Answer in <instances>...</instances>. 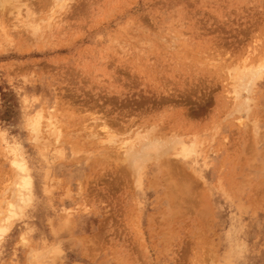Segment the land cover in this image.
Returning <instances> with one entry per match:
<instances>
[{"label": "rangeland", "instance_id": "374dc122", "mask_svg": "<svg viewBox=\"0 0 264 264\" xmlns=\"http://www.w3.org/2000/svg\"><path fill=\"white\" fill-rule=\"evenodd\" d=\"M16 159L0 264H264V0H0V221Z\"/></svg>", "mask_w": 264, "mask_h": 264}, {"label": "bare ground", "instance_id": "6f19581e", "mask_svg": "<svg viewBox=\"0 0 264 264\" xmlns=\"http://www.w3.org/2000/svg\"><path fill=\"white\" fill-rule=\"evenodd\" d=\"M68 1L69 0H55L56 5H59L61 8L66 6ZM250 74L254 79L258 76V74H260V71H259V69L253 70L252 72H250ZM245 78H246V76H245ZM247 85H248V83L246 81H243V82H241L240 87L243 90L244 88L247 87ZM42 119H43L42 116L37 112L33 116L31 131L34 134V136L38 135L40 130H41ZM45 127L48 129V132L50 135L55 133V131L53 129L54 125L52 124V122L50 120L47 121V123L45 124ZM136 135H137V133H136ZM139 137L146 138L140 142L139 149H137L138 147L132 148V146H131V149L126 151V153H125V157H127V159L131 162L132 167L135 169V171H138L141 169V167L143 166V163H144L143 158L148 159L150 157L149 153L151 154L152 152H154V150H156V152L165 153L166 150L169 148L167 146V143H165L164 141H162L159 138H148L149 136L146 134H143ZM136 139H137V137H136ZM160 148H163V149H160ZM158 149H160V150H158ZM185 149H186V147H183L182 151L184 152ZM153 155H154V153H153ZM13 164L18 168L19 173L17 175L18 178L14 182L15 184L11 190V199H10L11 201L10 200L7 201V205H6V213L7 214L5 213L4 214L5 216H3L4 218H2V220L0 221V239L2 238V236H4L7 233L8 229H9V223H7L6 220L9 219L10 217L15 216L17 214L18 209H20V210L22 209L23 204L27 203V200H28L27 195H29L27 188L30 184V181H29L28 176L26 174L24 162L22 160L16 159V160H14Z\"/></svg>", "mask_w": 264, "mask_h": 264}]
</instances>
